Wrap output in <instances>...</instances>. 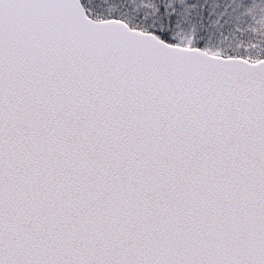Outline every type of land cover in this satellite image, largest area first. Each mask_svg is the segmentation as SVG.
Here are the masks:
<instances>
[{"label":"snow or ice","instance_id":"6c2138e0","mask_svg":"<svg viewBox=\"0 0 264 264\" xmlns=\"http://www.w3.org/2000/svg\"><path fill=\"white\" fill-rule=\"evenodd\" d=\"M0 264H264V0H0Z\"/></svg>","mask_w":264,"mask_h":264}]
</instances>
